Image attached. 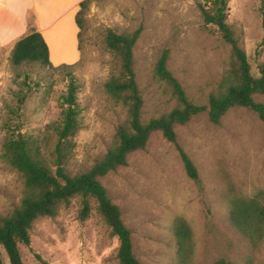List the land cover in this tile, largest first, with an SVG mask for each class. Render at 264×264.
Wrapping results in <instances>:
<instances>
[{
	"label": "rangeland",
	"instance_id": "374dc122",
	"mask_svg": "<svg viewBox=\"0 0 264 264\" xmlns=\"http://www.w3.org/2000/svg\"><path fill=\"white\" fill-rule=\"evenodd\" d=\"M204 0H89L83 12L80 59L69 69L38 64L13 68L0 59V216L9 214L22 197L23 179L3 157L4 121L20 131L44 138L51 148L50 129L61 113L70 76L77 85L80 129L69 168L84 172L110 146L126 110L105 91L117 59L105 44L108 30H139L133 50L134 70L143 94L145 120L169 112L175 100L156 73L161 52L168 49L167 67L198 105H207L229 64V46L217 24H206ZM226 23L241 41L253 75L264 64L261 0H229ZM33 23L32 17L29 18ZM254 99L264 104V94ZM177 140L194 162L201 189L184 169L175 146L153 132L145 149L128 155L127 164L99 180L118 205L131 230L133 252L141 264H178L172 225L183 217L193 232V255L185 264H264V234L248 243L230 223L234 195H264V125L241 106L230 108L218 125L207 111L175 126ZM79 199L55 217L39 219L29 246L19 245L24 264H119V241L111 236L92 201L81 221ZM4 264H10L2 250Z\"/></svg>",
	"mask_w": 264,
	"mask_h": 264
},
{
	"label": "trees",
	"instance_id": "16d2710c",
	"mask_svg": "<svg viewBox=\"0 0 264 264\" xmlns=\"http://www.w3.org/2000/svg\"><path fill=\"white\" fill-rule=\"evenodd\" d=\"M89 0L80 2L76 14L78 47L80 48L83 12ZM229 0H204L201 13L206 24H217L223 39L229 46V64L218 83L215 93L208 96L207 105H198L186 94L183 86L167 67L168 49H164L156 64V73L166 83L175 106L160 116L143 118L144 98L134 70L133 50L139 30L132 33H116L108 30L106 47L117 59L116 71L106 80V93L126 110L125 119L114 132L113 140L101 158L84 172L74 173L70 160L76 146V135L80 129V109L77 102V85L71 75L67 92L63 96L59 119L51 124L54 137L51 148L45 146L44 138H34L20 131L10 118L4 121L5 138L2 144L3 157L17 170L23 179L20 203L7 215L0 216V264H4L2 250L10 264H24L19 245L29 246L34 224L44 217H55L61 208L79 199L78 217L88 218L92 201L102 221L108 226L111 236L119 241L117 258L119 264H141L133 252L131 230L124 224L121 211L111 200L99 180L109 172H115L127 164L128 155L145 149L153 132H161L171 142L183 163L187 176L201 189L198 170L177 140L175 126L184 125L198 113L207 111L209 121L218 125L226 112L241 106L254 111L264 125V104L254 99L264 94V64L253 75L246 52L235 31L226 23ZM264 24V0H261ZM28 17V30L14 44L9 61L13 68L26 64H38L53 69H69L74 64L54 66L49 60V51L42 34ZM230 223L248 243L257 244L264 234V195H234L231 199ZM176 240L178 264H185L193 255V232L183 217H176L172 225ZM219 264H225L220 260Z\"/></svg>",
	"mask_w": 264,
	"mask_h": 264
},
{
	"label": "crops",
	"instance_id": "0c3cea01",
	"mask_svg": "<svg viewBox=\"0 0 264 264\" xmlns=\"http://www.w3.org/2000/svg\"><path fill=\"white\" fill-rule=\"evenodd\" d=\"M83 0H0V59L9 57L28 30V17L42 34L54 66L79 61L76 14Z\"/></svg>",
	"mask_w": 264,
	"mask_h": 264
},
{
	"label": "water",
	"instance_id": "95a60500",
	"mask_svg": "<svg viewBox=\"0 0 264 264\" xmlns=\"http://www.w3.org/2000/svg\"><path fill=\"white\" fill-rule=\"evenodd\" d=\"M218 25H219V26L222 25V21H221V20L218 21Z\"/></svg>",
	"mask_w": 264,
	"mask_h": 264
}]
</instances>
